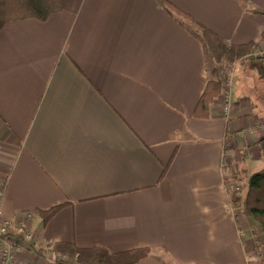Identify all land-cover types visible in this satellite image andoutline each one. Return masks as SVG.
I'll return each mask as SVG.
<instances>
[{"label": "crops", "instance_id": "1", "mask_svg": "<svg viewBox=\"0 0 264 264\" xmlns=\"http://www.w3.org/2000/svg\"><path fill=\"white\" fill-rule=\"evenodd\" d=\"M164 2L264 53V0H60L0 30L1 210L33 235L10 236L18 260L62 264L51 246L69 242L149 247L140 264H264L234 189L264 166L262 61L228 69L226 116L220 92L196 117L210 64Z\"/></svg>", "mask_w": 264, "mask_h": 264}, {"label": "trees", "instance_id": "2", "mask_svg": "<svg viewBox=\"0 0 264 264\" xmlns=\"http://www.w3.org/2000/svg\"><path fill=\"white\" fill-rule=\"evenodd\" d=\"M164 3L168 12L201 41L208 62L211 64L208 68L207 83L194 109L196 117H208L210 104L229 80L228 69L222 66V63L233 65L242 58L263 62L264 53H255L252 43H229L172 4ZM60 8V0H0V30L11 20L28 17L45 20ZM254 11L264 13L262 10L254 9ZM262 62L258 63L257 80L264 81ZM262 98L264 101V93ZM258 145L260 152L264 154V136L258 140ZM242 170L245 174L241 210L246 217L258 225L264 237V166L253 172H248L245 167H242ZM59 207L39 209L42 222L45 223L52 217ZM51 249L58 254L66 255V258L57 260L62 264H140V261L150 253L149 247L113 252L102 246L80 248L69 242H54ZM37 252L40 253L41 250L37 249Z\"/></svg>", "mask_w": 264, "mask_h": 264}, {"label": "built area", "instance_id": "3", "mask_svg": "<svg viewBox=\"0 0 264 264\" xmlns=\"http://www.w3.org/2000/svg\"><path fill=\"white\" fill-rule=\"evenodd\" d=\"M221 93L223 97L222 102V113L226 116L230 110V92L227 86H222ZM244 186L242 181H239L234 189L239 191ZM4 198V187L0 185V264H29L18 260L15 257L16 246L15 242L10 239L11 235L20 237L23 241L28 244L32 243V232H30L26 226L25 221L16 223L15 221L5 219L2 216V202Z\"/></svg>", "mask_w": 264, "mask_h": 264}, {"label": "rangeland", "instance_id": "4", "mask_svg": "<svg viewBox=\"0 0 264 264\" xmlns=\"http://www.w3.org/2000/svg\"><path fill=\"white\" fill-rule=\"evenodd\" d=\"M209 64V63H208ZM234 65V64H233ZM249 65V64H248ZM211 66V64L209 65ZM222 66L224 67H227V69H230L232 67V64L231 65H226L225 62L222 63ZM251 67V66H250Z\"/></svg>", "mask_w": 264, "mask_h": 264}]
</instances>
